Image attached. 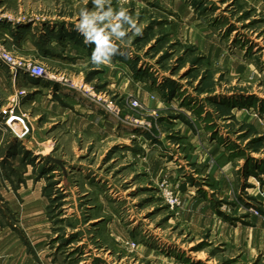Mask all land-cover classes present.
Wrapping results in <instances>:
<instances>
[{"label":"rangeland","instance_id":"1","mask_svg":"<svg viewBox=\"0 0 264 264\" xmlns=\"http://www.w3.org/2000/svg\"><path fill=\"white\" fill-rule=\"evenodd\" d=\"M110 5L141 34L98 66L92 0H0L46 72L0 63V264H264V0Z\"/></svg>","mask_w":264,"mask_h":264},{"label":"clouds","instance_id":"2","mask_svg":"<svg viewBox=\"0 0 264 264\" xmlns=\"http://www.w3.org/2000/svg\"><path fill=\"white\" fill-rule=\"evenodd\" d=\"M92 3L94 11L80 10L76 31L83 36L85 44L94 46L91 62L98 66L108 65L114 55L123 54L116 41L123 43L129 31L141 34V28L125 8L114 10L110 0H92Z\"/></svg>","mask_w":264,"mask_h":264},{"label":"built area","instance_id":"3","mask_svg":"<svg viewBox=\"0 0 264 264\" xmlns=\"http://www.w3.org/2000/svg\"><path fill=\"white\" fill-rule=\"evenodd\" d=\"M20 19L12 17V15L7 14L0 10V24L12 23L15 24ZM0 63L4 65V67L8 70V72L15 76L16 74H27L29 77L44 78L46 72L40 65L32 64L30 62L25 61L24 59L13 55L10 51L6 50L0 42ZM49 79L55 78L53 75L46 76ZM21 94V93H20ZM130 103L137 105V101L134 98L130 99ZM164 196L166 197L167 202H169L170 206L176 203V200L172 198L170 192H168L167 188H164Z\"/></svg>","mask_w":264,"mask_h":264},{"label":"crops","instance_id":"4","mask_svg":"<svg viewBox=\"0 0 264 264\" xmlns=\"http://www.w3.org/2000/svg\"><path fill=\"white\" fill-rule=\"evenodd\" d=\"M17 2H26L27 0H16ZM20 27V26H19ZM6 29L5 24H0V35H2L5 38H8V36L10 37L11 33H8V29ZM40 149V148H39ZM187 198V197H186ZM263 198V199H262ZM187 200L189 201V203L191 204V202H195L197 199H189L187 198ZM260 200H262V202L264 203V195H261ZM260 225H257L258 227H262L263 231L261 233H259V244L260 246L264 247V223L263 222H259Z\"/></svg>","mask_w":264,"mask_h":264},{"label":"trees","instance_id":"5","mask_svg":"<svg viewBox=\"0 0 264 264\" xmlns=\"http://www.w3.org/2000/svg\"><path fill=\"white\" fill-rule=\"evenodd\" d=\"M26 148V147H25Z\"/></svg>","mask_w":264,"mask_h":264}]
</instances>
